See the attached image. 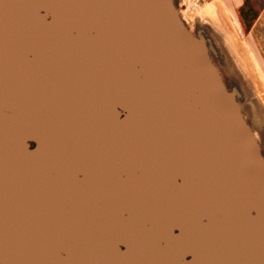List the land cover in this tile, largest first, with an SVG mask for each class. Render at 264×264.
I'll list each match as a JSON object with an SVG mask.
<instances>
[{
	"label": "water",
	"instance_id": "obj_1",
	"mask_svg": "<svg viewBox=\"0 0 264 264\" xmlns=\"http://www.w3.org/2000/svg\"><path fill=\"white\" fill-rule=\"evenodd\" d=\"M172 0H0V264H264V164Z\"/></svg>",
	"mask_w": 264,
	"mask_h": 264
},
{
	"label": "rangeland",
	"instance_id": "obj_2",
	"mask_svg": "<svg viewBox=\"0 0 264 264\" xmlns=\"http://www.w3.org/2000/svg\"><path fill=\"white\" fill-rule=\"evenodd\" d=\"M200 1L202 0H172V5L185 28L202 43L225 93L234 101L264 164V68L256 67L252 61L256 60V57L262 56L256 51L262 47L260 43L256 45L255 42L260 38L250 37L248 43L250 51L243 52L241 49L243 45L242 30L237 29L235 30L238 33L235 49L228 40L226 30L215 27L214 21L201 10ZM249 1L247 0V2ZM246 7H249L247 11L250 14L246 13V15L253 19L256 15L254 7L247 6V4ZM251 9L253 11L249 13ZM243 17L247 18L245 15ZM257 33H261V31ZM250 60L252 63L249 62Z\"/></svg>",
	"mask_w": 264,
	"mask_h": 264
},
{
	"label": "crops",
	"instance_id": "obj_3",
	"mask_svg": "<svg viewBox=\"0 0 264 264\" xmlns=\"http://www.w3.org/2000/svg\"><path fill=\"white\" fill-rule=\"evenodd\" d=\"M199 4L201 5V10L214 21L215 27L226 30L228 40L233 44L235 49V40L238 34L235 30H242L244 46L242 45L243 48L241 47V49L243 52L250 51L248 49L250 37H259L260 40H256L255 42L257 43L256 45L260 43L262 47L256 51L262 54L260 57L263 59L256 57L255 60L252 57L254 59L252 61L256 67L264 68V0H250L249 2L247 0H202ZM246 4L247 6L252 5L256 11L253 19L248 17L250 15L247 11L249 7H246ZM253 9L249 13H252ZM244 15L247 18H244ZM258 31H261V33H257Z\"/></svg>",
	"mask_w": 264,
	"mask_h": 264
},
{
	"label": "bare ground",
	"instance_id": "obj_4",
	"mask_svg": "<svg viewBox=\"0 0 264 264\" xmlns=\"http://www.w3.org/2000/svg\"><path fill=\"white\" fill-rule=\"evenodd\" d=\"M180 19V18H179Z\"/></svg>",
	"mask_w": 264,
	"mask_h": 264
}]
</instances>
